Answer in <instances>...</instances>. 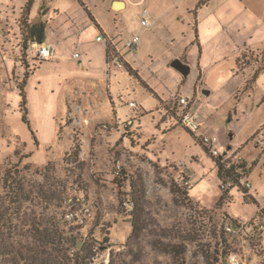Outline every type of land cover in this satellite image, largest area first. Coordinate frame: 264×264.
<instances>
[{
	"label": "rangeland",
	"instance_id": "1",
	"mask_svg": "<svg viewBox=\"0 0 264 264\" xmlns=\"http://www.w3.org/2000/svg\"><path fill=\"white\" fill-rule=\"evenodd\" d=\"M28 1L0 0V264H25L35 254L37 264H76L79 251L88 264H228L230 255L264 264V233L246 240L224 232L234 215L249 222L264 210V0H247L248 10L222 0L233 38L217 54L208 48L202 81L197 58L183 77L171 67L173 48L158 47L151 31L138 58L129 54L136 76L128 67L108 72L98 29L79 0H34L31 11ZM88 4L113 25L110 0ZM123 16L137 26L129 9ZM41 22L48 41L54 32L67 40L58 48L61 60L27 58V30ZM245 44L261 49L241 51L236 64ZM202 90L211 92L207 101ZM179 95L203 107L195 135L172 110ZM203 136L216 139L218 158L241 175L222 206L218 168ZM246 189L255 201L245 199ZM82 208L90 210L84 225L67 220Z\"/></svg>",
	"mask_w": 264,
	"mask_h": 264
},
{
	"label": "crops",
	"instance_id": "2",
	"mask_svg": "<svg viewBox=\"0 0 264 264\" xmlns=\"http://www.w3.org/2000/svg\"><path fill=\"white\" fill-rule=\"evenodd\" d=\"M89 1L91 0L84 1L85 7L92 16L95 27L98 29L97 37L101 32H103L109 36L114 37L115 40L120 44L122 43V41L139 30L141 13L144 9H147L156 21L154 28L150 31L159 39L158 47H167L169 45L171 48H173L174 52L172 60L174 61L176 59L184 58L186 64L191 66L190 69H193L192 57L197 58V67L199 69L198 74L200 73L201 78H199L200 81L203 80V70L206 67L205 63H209L211 61L209 60L210 53L208 52V48L211 47L213 53L217 54L225 49L228 45V43L225 42L227 38H233V36L230 34V31L225 27L227 11L222 0H209L203 5L201 3L204 0H151L150 2H148V0H110V10L115 14L114 23L112 26L107 25L106 22H104L98 16H95V14L90 11L91 9L88 4ZM238 1L244 4L248 10L247 0ZM117 3L121 4V7H119L118 9L115 7ZM128 9L133 14H135L137 19V26L130 27L128 20L125 16H123L124 12H126ZM63 30L65 32V36H67V38H71L73 33H71V31L69 29L67 30L66 28H64ZM160 34L163 35L164 40L168 44L163 43V40L158 36ZM53 37L56 39L48 41L47 36H45L44 43L55 44L57 46V54L55 58L57 60H61L63 58V53H59L58 48L66 44L67 40H63L62 37L55 32L53 33ZM97 43L103 46V56L104 62L106 64L107 45L105 42ZM80 45L81 44H79V40L77 39L75 42V46ZM248 48L251 50L261 49L255 48L250 44H245L242 48H239L238 52L236 53V64L240 52ZM139 50L140 47L137 53L139 52ZM169 52L170 50L167 53ZM137 53L132 54L134 56L132 58H138ZM129 54L130 53L126 55V61L129 67H133L134 63L133 60L130 61ZM218 63L219 62L214 61L211 65L215 66ZM140 78L142 79V82L144 84H146L147 86H151L143 78V76H141ZM204 91L206 90H202V92ZM209 95H211V92ZM208 96L203 94V97H205V101H207ZM202 108V106H197L196 103L195 110L198 111L199 118ZM199 121L202 125L203 121H201L200 119ZM234 216L238 217L237 215Z\"/></svg>",
	"mask_w": 264,
	"mask_h": 264
},
{
	"label": "built area",
	"instance_id": "3",
	"mask_svg": "<svg viewBox=\"0 0 264 264\" xmlns=\"http://www.w3.org/2000/svg\"><path fill=\"white\" fill-rule=\"evenodd\" d=\"M85 4V0H81ZM156 24L155 19L151 16L147 9H144L140 16V27L137 32L132 34L130 37L118 43L114 37L109 36L103 32L96 38L97 42H105L107 45V60L106 69L109 72L115 70H122L128 66L126 61V55L128 53L136 54L140 44L142 36L145 32L150 31L154 28ZM57 54V46L52 43H38L36 41H30L27 51V58L34 61L46 62L54 59ZM78 57V55H75ZM197 101L189 97L188 95H179L174 98L173 112H177L179 123L187 132L195 135L201 129V123L199 121V113L195 110V105ZM129 106L134 110H139L138 105L135 102H129ZM133 122L129 120L128 125ZM200 141L204 147L208 150L212 157L218 158V151L215 149L217 144L216 139H210L207 136L200 138ZM118 176L121 174V167L118 166V171L116 173ZM180 186L183 190L190 188V182L182 178L180 181ZM231 184L223 185L222 188H229ZM247 189L251 188V185L247 182L245 183ZM80 215L73 211H69L66 215L67 220L70 222H76L79 226L85 224L86 218L90 215V210L88 208H82ZM225 235L232 238H243L248 240H259L264 233V210L260 209L257 217L249 222H243L239 220L238 217L229 219L224 226ZM228 264H243L239 261L236 255H230L227 259Z\"/></svg>",
	"mask_w": 264,
	"mask_h": 264
},
{
	"label": "trees",
	"instance_id": "4",
	"mask_svg": "<svg viewBox=\"0 0 264 264\" xmlns=\"http://www.w3.org/2000/svg\"><path fill=\"white\" fill-rule=\"evenodd\" d=\"M80 3L82 4L83 8L86 9L85 4L79 0ZM209 0H204L202 1V5L205 4L206 2H208ZM34 0H29L27 3V10L31 11L32 6H33ZM88 12V11H87ZM90 18L93 21L92 16L90 15V13L88 12ZM46 23H34L29 25V29L27 30V36L29 41H36L38 43H44L45 42V36H46ZM128 67V72L130 73L131 76H136L135 72L129 67ZM258 73L254 75V80L258 77ZM27 85V80L24 81L23 85H21L20 87V96L22 97L23 100V104L25 105L26 103V91H25V87ZM146 86V84H145ZM214 158V157H213ZM215 162H216V166L218 168V178L221 182V190L224 192V194L221 196L219 202H218V206H222V204L225 202V200L227 199V197L229 196V190L232 188H235L236 184H239V179L241 178V175H239L237 173V168L235 166H230L227 167L223 161L222 158H214ZM240 168H245V165H242ZM247 183V182H246ZM231 184V186H229V188H222L223 185H228ZM132 188H135L132 185ZM245 193V199H251L252 201H255L253 199V197H251L248 192V190L246 189V191H244ZM248 197V198H247ZM138 205H136L137 208ZM142 229V227L140 226V221L139 218H137V216L134 217V221H133V232L134 234L139 233V231ZM51 233V232H50ZM56 234V233H54ZM49 235V233H48ZM51 240V242H47L48 245L54 246V240L53 237H51V235L48 236V240ZM75 239V238H74ZM184 253V252H183ZM37 259H38V255L35 254V257H28L27 259H25V264H37ZM88 259H89V255H82L81 251H79L78 253L75 254V260H76V264H88ZM53 261V259H52ZM51 259L48 261L50 264H58V263H52Z\"/></svg>",
	"mask_w": 264,
	"mask_h": 264
},
{
	"label": "water",
	"instance_id": "5",
	"mask_svg": "<svg viewBox=\"0 0 264 264\" xmlns=\"http://www.w3.org/2000/svg\"><path fill=\"white\" fill-rule=\"evenodd\" d=\"M115 7L118 9L119 7H121L120 3H117L115 5ZM171 67L176 70L178 73H180L183 77L187 78L190 75L191 69L190 66L187 65L186 63L182 62L179 59L174 60L171 63ZM203 94H205L206 96H208L210 94V92L208 90L204 91Z\"/></svg>",
	"mask_w": 264,
	"mask_h": 264
}]
</instances>
